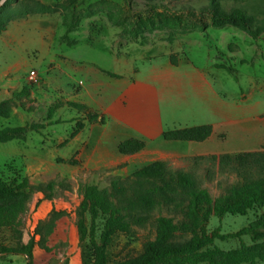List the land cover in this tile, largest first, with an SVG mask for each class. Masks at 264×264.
I'll return each mask as SVG.
<instances>
[{"label": "rangeland", "instance_id": "1", "mask_svg": "<svg viewBox=\"0 0 264 264\" xmlns=\"http://www.w3.org/2000/svg\"><path fill=\"white\" fill-rule=\"evenodd\" d=\"M33 1L51 11L31 12L11 21L0 34V105L5 103L11 110L9 118L0 117V131L28 125L43 128L29 132L26 139L0 143V182L28 179L33 187L51 182L56 186L51 199L31 193L27 210L15 221L9 214L17 201L0 202V264H27V257L13 250L25 252L33 238L37 242L33 264L44 260L39 254L52 256L53 264H68V245L48 243L59 226L63 234L73 229L78 232L82 185L107 189L114 180H125L157 161L166 162L172 171L190 173L214 199L240 182L237 172L195 159L212 156L205 154L237 153L239 147H249L246 142L164 139L167 131L214 121L209 102L201 100L193 88L181 91L149 81L151 93L138 92L131 97L126 91L131 81L141 84L150 80L166 61L176 58L186 62L179 72L188 65L209 69L215 89L230 101L242 94L246 99L253 96L251 103L259 102L264 119V0L222 2L226 12L240 10L254 17L263 30L258 40L231 26L214 27L210 17L200 12L210 0ZM5 5L16 7L17 3L5 0ZM176 16L181 17L180 22ZM32 72L35 80L30 79ZM25 88L30 90V98H14ZM188 99L194 106L187 104ZM131 105L140 116L121 136L112 112ZM92 115L98 116L96 122L90 121ZM131 136L145 139L148 148L135 155H121L119 144ZM260 137L257 133L253 137L257 146ZM255 152H264V146ZM259 175L253 172L255 178ZM58 213L61 217L51 225ZM253 219V214L227 217L222 223L215 218L209 230L220 227L222 233H236ZM136 231L133 239L121 236L116 240V256L138 255L144 243L155 237L151 224ZM80 245L79 238L81 260ZM218 246L232 250L238 243Z\"/></svg>", "mask_w": 264, "mask_h": 264}, {"label": "trees", "instance_id": "2", "mask_svg": "<svg viewBox=\"0 0 264 264\" xmlns=\"http://www.w3.org/2000/svg\"><path fill=\"white\" fill-rule=\"evenodd\" d=\"M14 1L17 3L16 7L5 5L0 8V34L6 31L11 21L31 12L51 11L50 7L37 1ZM223 1L210 0L200 12L208 15L216 28L231 26L258 40L263 30L256 25L254 17L240 10L226 12L222 7ZM190 15L192 18L196 17L193 11ZM176 18L178 22L181 21L180 16ZM172 63L176 65L177 59L172 58ZM30 96L28 88L14 94L17 99ZM68 105L79 110L86 109V106L76 103ZM10 115V108L5 107V103L1 104L0 117L9 118ZM97 119V115L90 117L91 122H96ZM82 127L80 125L79 128ZM40 128L43 126L3 129L0 131V143L26 139L29 132H39ZM212 135L213 128L207 125L167 131L164 139L169 142L203 143ZM146 146L142 140L129 139L119 145L118 151L124 156L135 155L145 150ZM195 160H210L221 168L231 169L239 174L241 180L224 195L214 199L190 173L172 171L166 162L157 161L125 180H114L107 189L82 185V201L77 211L82 264L264 263V152L212 155ZM253 172L260 175L255 178ZM55 186L51 182L46 186L33 187L28 179L19 183L0 182V202L17 201L9 214L10 220L15 221L27 210L31 193L39 192L51 199ZM251 214L254 219L236 233H222L220 227L209 230V225L215 218L222 223L227 217H248ZM61 215L56 214L51 225ZM150 224L154 227L155 237L144 243L141 253L125 257L114 254L118 238L125 236L133 239L138 228H146ZM230 242H237L238 247L224 250L218 246V243ZM36 246L37 242L33 238L25 252L13 251L24 254L27 264H33Z\"/></svg>", "mask_w": 264, "mask_h": 264}, {"label": "crops", "instance_id": "3", "mask_svg": "<svg viewBox=\"0 0 264 264\" xmlns=\"http://www.w3.org/2000/svg\"><path fill=\"white\" fill-rule=\"evenodd\" d=\"M185 65L186 62L184 60L179 61L176 65H173L172 61H166L164 67L158 69L156 75L153 76L150 80L141 84H139L138 80H135V82L131 81V86L127 89L126 94L134 97V95L138 92L141 94H146L148 92L151 93V87L147 83L149 81L156 82L168 87L174 86L179 88L181 91L187 86H190L195 90L197 96L201 100L207 103L209 102L211 113L214 117V121L207 124L208 126H212L213 135L204 143H210L214 140L218 141V139L223 141L232 139L233 141H237V143L243 142L242 144H244L246 142L249 146L248 148L239 147L237 149V153L245 151L255 152L257 150H261L264 146V131L261 130L264 127V119L262 118L263 115L259 113L261 109V105L259 104V102H255L254 104H252L251 101L254 100V97L252 96L250 99H246L244 98L243 94L240 97L236 98L234 101H230L225 94H221L215 89L214 83L211 81L213 77L209 69L201 70L192 65H188L187 68H185L184 72H179L181 68H184ZM218 74L219 73H217L216 75L218 76ZM187 104L189 106H194V103L190 99L187 100ZM112 114L116 122L120 126L118 133L121 136L122 130L124 131L133 123H135V121L138 120L140 116V114L137 113V110H135L132 105L126 108H115ZM248 114L250 115L248 116ZM256 133L261 136L257 141L259 146L255 145L256 139L253 138L255 137ZM129 139H138L142 141L145 140L142 137L137 138L133 136L126 140ZM146 148H148V145L146 146ZM205 155L219 154L213 153ZM61 231L62 229L59 226L53 233V238L49 240L48 245L52 246L57 245L58 243L67 244L68 264H81L80 253L78 249L79 234L77 232V229L71 230L69 234H63L61 233ZM54 237L56 238L54 239ZM39 256L44 258L43 261H40V264H53L52 256H41L40 254ZM36 258L37 257L35 254V262ZM59 264H64V262L61 261Z\"/></svg>", "mask_w": 264, "mask_h": 264}, {"label": "built area", "instance_id": "4", "mask_svg": "<svg viewBox=\"0 0 264 264\" xmlns=\"http://www.w3.org/2000/svg\"><path fill=\"white\" fill-rule=\"evenodd\" d=\"M35 77H36L35 72H32V73L30 74V79H31V80H35Z\"/></svg>", "mask_w": 264, "mask_h": 264}, {"label": "water", "instance_id": "5", "mask_svg": "<svg viewBox=\"0 0 264 264\" xmlns=\"http://www.w3.org/2000/svg\"><path fill=\"white\" fill-rule=\"evenodd\" d=\"M4 1H5V0H2V1L0 2V8L3 7V5H4Z\"/></svg>", "mask_w": 264, "mask_h": 264}]
</instances>
